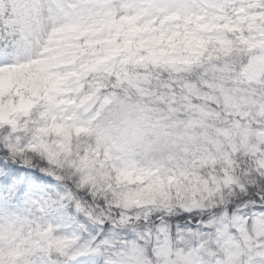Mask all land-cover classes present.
Segmentation results:
<instances>
[{
  "label": "snow or ice",
  "instance_id": "obj_1",
  "mask_svg": "<svg viewBox=\"0 0 264 264\" xmlns=\"http://www.w3.org/2000/svg\"><path fill=\"white\" fill-rule=\"evenodd\" d=\"M0 264H264V0H0Z\"/></svg>",
  "mask_w": 264,
  "mask_h": 264
},
{
  "label": "clouds",
  "instance_id": "obj_2",
  "mask_svg": "<svg viewBox=\"0 0 264 264\" xmlns=\"http://www.w3.org/2000/svg\"><path fill=\"white\" fill-rule=\"evenodd\" d=\"M182 54V53H181Z\"/></svg>",
  "mask_w": 264,
  "mask_h": 264
}]
</instances>
